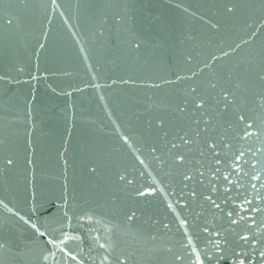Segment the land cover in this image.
I'll return each mask as SVG.
<instances>
[{
  "label": "water",
  "instance_id": "1",
  "mask_svg": "<svg viewBox=\"0 0 264 264\" xmlns=\"http://www.w3.org/2000/svg\"><path fill=\"white\" fill-rule=\"evenodd\" d=\"M261 77L264 0H0V264H264Z\"/></svg>",
  "mask_w": 264,
  "mask_h": 264
},
{
  "label": "snow or ice",
  "instance_id": "2",
  "mask_svg": "<svg viewBox=\"0 0 264 264\" xmlns=\"http://www.w3.org/2000/svg\"><path fill=\"white\" fill-rule=\"evenodd\" d=\"M261 78L264 79V77H261ZM193 91L195 92L196 89H193ZM223 99L227 102L226 103V107L230 106L231 102L228 101L227 95H225L223 97ZM194 104H195L196 109L200 111V119H197L195 121V125H196L195 127H191L190 126L189 130L184 132V135L178 136V139L182 142V144L188 145V144H191V143H198L199 141L196 138L204 136L205 137L204 143H205V146H207L210 149V154L211 153H215L218 156L219 153H216V148L217 147H226L228 145L221 144L220 142H218L217 140H215L214 138L211 137V133L213 131H215L214 124L216 122V117L214 115H212L211 111L208 110L207 105H206L205 102L197 103V102L194 101ZM260 107L264 108V96L261 97ZM180 110L183 111V109H180ZM205 115H207L209 118L208 119H204ZM238 119L241 122H244V127H243L242 131H240L238 133V135H240L241 139L247 140L249 137L264 136V126H256L254 128V123L246 122L244 115L239 116ZM202 120H203V123L201 124ZM159 126L163 127L164 126V122L161 121ZM226 131H227V129H226ZM125 142H127V141H125ZM177 147H178V145L176 143H172V148H177ZM200 154L204 155L203 150H201ZM243 155H244V153L241 152L239 154V157H243ZM239 157L237 158V161H236L237 163H239ZM174 159L176 160L178 165H183L186 162V156L184 154L180 153V152H177L175 154ZM8 163L11 164L12 161L9 160ZM253 167H255V165H253ZM93 171H94V169H93ZM236 171H239V169H236ZM199 174H200V176L204 175L203 172H200ZM192 178H193L192 176H189L187 173H185V179L186 180H191ZM121 179H124V178L121 177ZM224 179L228 180L229 177L226 176V177H224ZM253 179L259 180L260 177L259 176H253ZM210 183H211V181H210ZM253 187H256V186L253 185ZM140 195H144V193L142 192V193H140ZM191 195L193 197H195V195H196L195 191H193L191 193ZM207 199L211 200V197H207ZM211 202L217 208L219 207V204H217L215 200H211ZM246 203L251 204L252 201H247L246 200ZM169 207H171V205H169ZM252 211H264V209L256 207V208H253ZM132 215L134 216L135 214L133 213ZM228 216L232 217V213L229 212ZM129 218H131V217H129ZM249 219H253L254 220L253 217H249ZM231 222L233 224L238 223V221H236L235 219H232ZM185 225H186V221H182L181 222V226L183 227ZM253 226H255V225H253ZM205 231H207V229ZM41 235H43V233H41ZM217 235H219V233H217ZM65 236L67 238V234H65ZM240 238L242 240L246 241V242H248L249 239H250L249 236H247V235H243ZM63 242L64 241H61V243H63ZM49 243H51V241H49ZM217 246H219V244H217ZM100 247L103 248L104 245L101 244ZM61 251H64V249H61ZM66 254L70 255V258L72 260H77V257L75 255H71L70 253H66ZM262 255H264V253H262ZM196 264H203V261L200 259L199 255H197ZM239 264H245L244 260L240 259L239 260Z\"/></svg>",
  "mask_w": 264,
  "mask_h": 264
}]
</instances>
